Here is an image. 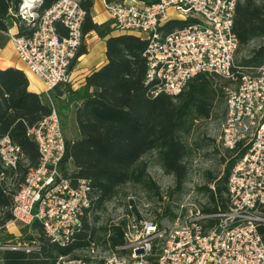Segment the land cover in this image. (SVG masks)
Segmentation results:
<instances>
[{"label": "built area", "instance_id": "2783aa9c", "mask_svg": "<svg viewBox=\"0 0 264 264\" xmlns=\"http://www.w3.org/2000/svg\"><path fill=\"white\" fill-rule=\"evenodd\" d=\"M241 0H155L104 3L116 33L136 34L147 42L146 85L151 94L175 97L197 74H216L234 85L225 89V113L220 144L233 150L239 143L248 149L231 170L226 208L213 214L194 210L171 227L132 213L123 244L97 264H264V239L257 227L264 223V62L237 67L238 41L233 19ZM19 8L20 19L34 28L30 36L8 32L17 60L38 79L49 97L59 85L72 83L70 66L82 45L86 11L78 0H58L40 16L39 0ZM187 24L161 35L168 21ZM66 34L60 36L56 25ZM236 69V72L234 70ZM27 130L37 146L39 165L29 169L13 199L11 224L38 223L45 235L66 246L80 230L91 205L85 180L73 182L63 175L65 136L57 109ZM22 156L9 136L0 139V165L16 170ZM129 212L135 200L127 198ZM214 220L205 227L203 223ZM95 244H91L93 252ZM55 264H89L61 257Z\"/></svg>", "mask_w": 264, "mask_h": 264}, {"label": "trees", "instance_id": "16d2710c", "mask_svg": "<svg viewBox=\"0 0 264 264\" xmlns=\"http://www.w3.org/2000/svg\"><path fill=\"white\" fill-rule=\"evenodd\" d=\"M39 1L36 11L40 16L58 0ZM78 1L86 11L82 35L94 32L104 40L106 63L86 77L83 87L74 90L70 85H59L52 93L59 107L58 113L69 111L74 105L77 136L65 138L61 171L74 183L78 180L87 182L91 205L80 230L66 246L52 242L36 222L23 226L20 238L7 233V226L13 220L14 196L29 169L39 165L36 143L27 136V130L47 117L51 108L43 94L29 90V80L22 70L0 69V139L9 136L19 146L22 156L16 170H6L0 165V264H55L61 257L91 264L90 259L76 256L77 252L94 243V231L87 216L102 209L126 185H141L150 192L155 190L157 195L156 185L143 160L150 153L156 154V164L163 172L173 177V190L180 191L187 178V160L191 153L187 138L196 124L212 117L215 108L224 107L225 87L232 82L216 74L200 73L192 77L175 97L153 96L150 86L145 83L146 40L132 34L114 35L112 21L102 24L93 21L94 0ZM103 1L123 3L128 0ZM134 1L149 4L155 0ZM21 5L22 0H0V35H5L14 26L17 35L32 34L34 28L19 17ZM186 24L168 21L159 31L166 35ZM232 31L238 41L237 67H253L264 62V0L239 1ZM244 50L247 60L241 59L237 64V55ZM84 52V48L79 49L71 66ZM221 80L224 82L220 83ZM62 129L64 133V125ZM247 149L246 143H239L233 150L225 149L230 161L221 176L210 178L214 189L203 188L212 207L199 210L202 214H213L226 208L229 174ZM169 216L170 219L175 217L170 213ZM214 224V220L203 223L205 227ZM125 227L123 220L109 228L106 244L112 252L121 253L117 248L123 244ZM257 230L264 239V223H260Z\"/></svg>", "mask_w": 264, "mask_h": 264}, {"label": "rangeland", "instance_id": "374dc122", "mask_svg": "<svg viewBox=\"0 0 264 264\" xmlns=\"http://www.w3.org/2000/svg\"><path fill=\"white\" fill-rule=\"evenodd\" d=\"M8 39L5 35H0V48L3 59L12 58L13 52L10 49H4ZM10 44V43H9ZM252 44L251 46H253ZM247 60V51L244 50L237 55V64L241 59ZM224 81L221 80L220 83ZM234 85L232 81L226 85L225 89ZM45 101L59 111L56 99L53 93L49 97L43 93ZM225 101V98H224ZM224 107L215 108L212 117L196 124L192 133L187 138L190 157L187 160L188 174L180 191L176 192L174 188L173 177L167 175L156 164V154L150 153L143 160L147 164V172L156 185L157 195L148 191L141 185H126L122 187L118 194L105 206L95 212H91L87 218L90 228L94 231V250L90 248L77 252L79 258L91 260V264H97L106 259L112 253L106 244L108 230L111 226L119 224L125 220L129 222L131 215L140 216L157 222L162 227L173 226L176 220L181 223L186 216L194 210L211 208L208 193L203 189L205 186L211 190L214 185L209 182L211 177L221 176L225 170L230 158L226 150L220 144L221 125L224 118ZM74 105L70 106L69 111L59 112L61 124L64 125L65 138H75L77 136L76 126L73 120ZM232 158V157H231ZM132 196L135 200L133 210L129 212L127 208V198ZM132 213V214H131ZM173 214L174 219H170ZM127 216H130L129 218ZM22 228L20 224H8L7 233L14 234L17 238L21 237ZM70 258V257H69Z\"/></svg>", "mask_w": 264, "mask_h": 264}, {"label": "crops", "instance_id": "0c3cea01", "mask_svg": "<svg viewBox=\"0 0 264 264\" xmlns=\"http://www.w3.org/2000/svg\"><path fill=\"white\" fill-rule=\"evenodd\" d=\"M133 0H128L130 2ZM104 1L103 0H94L93 7L91 10L92 19L97 24H102L107 21H111L109 15L104 10ZM58 33L66 34L65 29L62 27L56 26ZM59 29V30H58ZM16 27H12L10 32L16 33ZM114 35L124 34L113 32ZM136 35V34H132ZM137 36V35H136ZM9 42L5 45L4 49H10ZM12 47V46H11ZM84 48L85 52L79 55L72 66H70V73L72 78L71 88L76 90L84 86L86 77L91 74L93 71L100 69L106 63L105 57V42L100 39L96 33L90 32L83 36L82 45L79 49ZM13 50V48H12ZM1 51V48H0ZM79 51V50H78ZM12 58L3 59V55L0 52V69L6 68H17L22 70L29 80V90L37 94L44 93V87L41 82L36 79L33 75L26 72L22 64L17 60L16 55L13 52ZM73 62V61H72Z\"/></svg>", "mask_w": 264, "mask_h": 264}, {"label": "bare ground", "instance_id": "6f19581e", "mask_svg": "<svg viewBox=\"0 0 264 264\" xmlns=\"http://www.w3.org/2000/svg\"><path fill=\"white\" fill-rule=\"evenodd\" d=\"M35 0H24L25 5L23 6L24 9H27L28 7H31L30 2H33Z\"/></svg>", "mask_w": 264, "mask_h": 264}]
</instances>
